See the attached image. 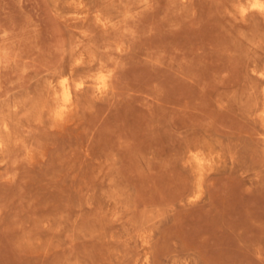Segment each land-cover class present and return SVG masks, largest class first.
<instances>
[{
    "label": "rangeland",
    "instance_id": "374dc122",
    "mask_svg": "<svg viewBox=\"0 0 264 264\" xmlns=\"http://www.w3.org/2000/svg\"><path fill=\"white\" fill-rule=\"evenodd\" d=\"M255 1L0 0V264H264Z\"/></svg>",
    "mask_w": 264,
    "mask_h": 264
},
{
    "label": "bare ground",
    "instance_id": "6f19581e",
    "mask_svg": "<svg viewBox=\"0 0 264 264\" xmlns=\"http://www.w3.org/2000/svg\"><path fill=\"white\" fill-rule=\"evenodd\" d=\"M263 1L261 0L260 1H255L253 4H264L262 3ZM252 4V3H251ZM250 4V5H251ZM252 4V5H253ZM244 5H242L243 7ZM245 7V6H244ZM243 7V9H245ZM258 9L264 11V8H260V7H257ZM243 12V10H241ZM66 75V74H65ZM67 77V76H66ZM66 77H62L61 81H60V84H59V90H58V97H59V100H60V108L58 109V114L59 115H62L63 113L67 112L68 110L71 109L72 107V104H73V94H72V90H71V87H70V83H69V79L66 78ZM97 81L101 84L103 83L104 81V77L103 75L100 73H98L97 76H95ZM94 77V79H95ZM61 78V77H60ZM83 85V82H79L77 84L78 87H81ZM102 85V84H101ZM100 85V86H101ZM106 85V84H105ZM76 86V87H77ZM99 87V86H98ZM58 88V87H57ZM102 89V88H101ZM105 89V88H103ZM102 89V90H103ZM57 96V95H56ZM1 143V142H0ZM198 160H200L201 158L197 157Z\"/></svg>",
    "mask_w": 264,
    "mask_h": 264
},
{
    "label": "clouds",
    "instance_id": "9594fccd",
    "mask_svg": "<svg viewBox=\"0 0 264 264\" xmlns=\"http://www.w3.org/2000/svg\"><path fill=\"white\" fill-rule=\"evenodd\" d=\"M253 7H260V8H264V4H253Z\"/></svg>",
    "mask_w": 264,
    "mask_h": 264
}]
</instances>
